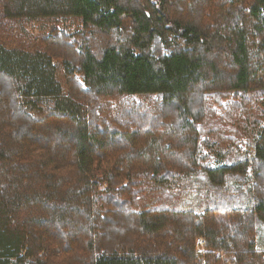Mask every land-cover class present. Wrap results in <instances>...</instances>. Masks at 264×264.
I'll list each match as a JSON object with an SVG mask.
<instances>
[{
  "label": "trees",
  "instance_id": "1",
  "mask_svg": "<svg viewBox=\"0 0 264 264\" xmlns=\"http://www.w3.org/2000/svg\"><path fill=\"white\" fill-rule=\"evenodd\" d=\"M0 8V264H264V0Z\"/></svg>",
  "mask_w": 264,
  "mask_h": 264
},
{
  "label": "rangeland",
  "instance_id": "2",
  "mask_svg": "<svg viewBox=\"0 0 264 264\" xmlns=\"http://www.w3.org/2000/svg\"><path fill=\"white\" fill-rule=\"evenodd\" d=\"M0 13H1V8H0ZM0 25L3 27L5 25L4 29L8 30V34L4 33V41H3V34L0 35V43L3 46V42L7 43L8 48H25L27 45L24 43H31L33 47L36 46L37 40L41 37L43 34H47L50 32L51 28L53 26H57L58 28L60 27L61 29L68 31V32H74L80 27V22L79 18L76 17H67V18H58L56 20H45V19H37V20H24L20 19L17 21H13L9 25L3 23V20L0 16ZM1 27V28H2ZM58 78H62L63 76V70L61 68L58 69L57 72ZM156 97H144V96H135L131 98H127L126 100H135L137 102H142L147 105H152L153 102L155 101ZM111 108H115L116 106L114 105V101H110ZM116 111L113 110L111 113H115ZM198 192L197 190H194L190 196H185L184 201H185V206L187 205H193L197 206L198 205ZM197 242H200L201 245H198V250L204 249V242L201 238L198 239ZM203 253L204 251H198Z\"/></svg>",
  "mask_w": 264,
  "mask_h": 264
},
{
  "label": "built area",
  "instance_id": "3",
  "mask_svg": "<svg viewBox=\"0 0 264 264\" xmlns=\"http://www.w3.org/2000/svg\"><path fill=\"white\" fill-rule=\"evenodd\" d=\"M198 243H200V242H198Z\"/></svg>",
  "mask_w": 264,
  "mask_h": 264
}]
</instances>
